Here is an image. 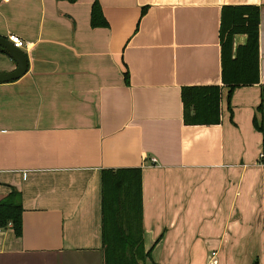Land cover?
<instances>
[{
	"label": "crops",
	"instance_id": "obj_1",
	"mask_svg": "<svg viewBox=\"0 0 264 264\" xmlns=\"http://www.w3.org/2000/svg\"><path fill=\"white\" fill-rule=\"evenodd\" d=\"M92 1L0 0V35L27 59L0 82V199L14 186L22 206L0 264H103L100 171L123 167L140 168L145 264H264L260 86L229 106L223 87L219 124L185 125L180 100L220 83L222 5L258 6L264 83V0H96L102 27ZM15 66L1 51L0 71Z\"/></svg>",
	"mask_w": 264,
	"mask_h": 264
},
{
	"label": "trees",
	"instance_id": "obj_2",
	"mask_svg": "<svg viewBox=\"0 0 264 264\" xmlns=\"http://www.w3.org/2000/svg\"><path fill=\"white\" fill-rule=\"evenodd\" d=\"M90 6V25L106 26L101 6L96 0ZM219 20L220 83L180 88L182 122L185 125L219 124L223 87L227 88L225 99L228 104L233 89L240 85L258 83L260 100L256 110L259 112V121L254 118L252 121L261 132L259 159L264 163V83L259 82L258 6L222 5ZM238 33L244 34L246 38L233 50V38ZM123 73L127 80L128 73L126 70ZM100 176V243L103 264H145L147 259H152L150 248L145 250L142 242L144 230L141 223L140 168H106L101 169ZM21 211L20 192L11 186L0 199V228L9 226L19 236L22 230ZM250 264H258L257 258Z\"/></svg>",
	"mask_w": 264,
	"mask_h": 264
},
{
	"label": "water",
	"instance_id": "obj_3",
	"mask_svg": "<svg viewBox=\"0 0 264 264\" xmlns=\"http://www.w3.org/2000/svg\"><path fill=\"white\" fill-rule=\"evenodd\" d=\"M5 53L15 62V68L12 70L0 71V82L17 79L22 73L26 71L27 59L21 48H17L6 37L0 35V52Z\"/></svg>",
	"mask_w": 264,
	"mask_h": 264
},
{
	"label": "built area",
	"instance_id": "obj_4",
	"mask_svg": "<svg viewBox=\"0 0 264 264\" xmlns=\"http://www.w3.org/2000/svg\"><path fill=\"white\" fill-rule=\"evenodd\" d=\"M8 40L10 42L13 43L14 46H16L17 48L18 47H21L23 42L21 41V39L18 37V35L16 36L15 34H10L8 35ZM155 162V158H151V163H154ZM213 253V252H212ZM214 261V260H213Z\"/></svg>",
	"mask_w": 264,
	"mask_h": 264
}]
</instances>
